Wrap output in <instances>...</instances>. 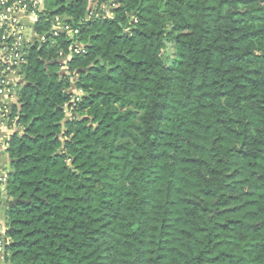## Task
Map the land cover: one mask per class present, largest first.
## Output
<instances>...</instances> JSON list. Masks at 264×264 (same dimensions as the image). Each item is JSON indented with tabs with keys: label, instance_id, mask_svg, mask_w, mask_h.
I'll list each match as a JSON object with an SVG mask.
<instances>
[{
	"label": "trees",
	"instance_id": "obj_1",
	"mask_svg": "<svg viewBox=\"0 0 264 264\" xmlns=\"http://www.w3.org/2000/svg\"><path fill=\"white\" fill-rule=\"evenodd\" d=\"M92 1L44 0L0 264H264V0Z\"/></svg>",
	"mask_w": 264,
	"mask_h": 264
},
{
	"label": "built area",
	"instance_id": "obj_2",
	"mask_svg": "<svg viewBox=\"0 0 264 264\" xmlns=\"http://www.w3.org/2000/svg\"><path fill=\"white\" fill-rule=\"evenodd\" d=\"M44 0H0V123L4 125L9 122L10 108L7 100L16 95L21 79H23L21 68L27 62L28 51L36 42L45 41V36L36 34L33 43L26 44L23 36V20L31 19L37 24L40 14L43 13ZM90 13L88 18H91ZM36 27V25H35ZM51 33L54 37L64 35L70 39H75L80 33L79 28L73 27L65 22L60 16H56L52 22ZM76 54H85V49L76 43L74 50ZM63 55V54H61ZM67 59L62 61L65 65ZM63 70H66L63 67ZM17 75V79L13 77ZM8 181L7 173L0 177L1 184ZM9 244L6 235H0V259L5 253V247Z\"/></svg>",
	"mask_w": 264,
	"mask_h": 264
},
{
	"label": "crops",
	"instance_id": "obj_3",
	"mask_svg": "<svg viewBox=\"0 0 264 264\" xmlns=\"http://www.w3.org/2000/svg\"><path fill=\"white\" fill-rule=\"evenodd\" d=\"M35 25L36 23L33 22L31 19L23 20V36L25 39L26 44L33 43L36 40V34H35ZM18 73L13 77L14 79H17ZM25 80L24 78L21 79ZM18 87L16 89L17 93L12 98L7 100V105L10 108L9 115L11 114V110L13 106L18 102V93L21 87ZM18 132L16 124L14 121L9 117V122H6L4 125H1L0 123V177L7 173L6 166H5V158L8 157L7 154V145L10 138ZM5 185L1 184L0 182V235H4L7 230V210L4 206V200L7 199L6 191H5Z\"/></svg>",
	"mask_w": 264,
	"mask_h": 264
},
{
	"label": "water",
	"instance_id": "obj_4",
	"mask_svg": "<svg viewBox=\"0 0 264 264\" xmlns=\"http://www.w3.org/2000/svg\"><path fill=\"white\" fill-rule=\"evenodd\" d=\"M59 8H57V9H55V12L58 10ZM66 73V70H62L61 71V74L63 75V74H65ZM25 84V80H22V82H21V85H24ZM74 90H75V88H73V90H70V93H72V92H74ZM5 166H6V170H7V175L9 176L12 172H13V170H12V163H13V161L9 158V157H7V158H5ZM23 200H21L20 198L19 199H16V200H11V201H8L7 199H5L4 200V206L6 207V208H8V210H11L14 206H17V204L19 203V202H22Z\"/></svg>",
	"mask_w": 264,
	"mask_h": 264
},
{
	"label": "rangeland",
	"instance_id": "obj_5",
	"mask_svg": "<svg viewBox=\"0 0 264 264\" xmlns=\"http://www.w3.org/2000/svg\"><path fill=\"white\" fill-rule=\"evenodd\" d=\"M97 3H98V1H96V0L92 1V8L95 11L97 10V6H98ZM110 5L111 4H108V6H106V5L102 6V10H104L106 12L107 16H111L112 11H111ZM176 65H177L176 57L174 55H172L170 61L167 63V67L172 69V68L176 67Z\"/></svg>",
	"mask_w": 264,
	"mask_h": 264
}]
</instances>
